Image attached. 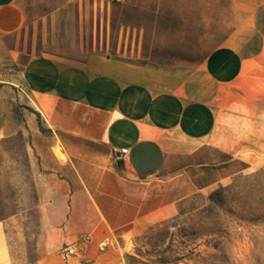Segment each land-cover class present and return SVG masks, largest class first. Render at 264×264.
<instances>
[{"label": "rangeland", "instance_id": "obj_1", "mask_svg": "<svg viewBox=\"0 0 264 264\" xmlns=\"http://www.w3.org/2000/svg\"><path fill=\"white\" fill-rule=\"evenodd\" d=\"M17 3L19 47L98 57L181 82L264 0ZM17 103L18 128L0 135V264H264V107L244 109L233 93L213 105L208 141L242 150L250 168L113 230L83 197L68 201L65 218H41L36 183L48 171L42 153L52 140L33 100L20 91Z\"/></svg>", "mask_w": 264, "mask_h": 264}, {"label": "crops", "instance_id": "obj_2", "mask_svg": "<svg viewBox=\"0 0 264 264\" xmlns=\"http://www.w3.org/2000/svg\"><path fill=\"white\" fill-rule=\"evenodd\" d=\"M23 21L17 0H0V135L18 128L24 92L52 140L45 182L36 183L43 220L65 218L68 201L83 197L103 227L124 230L250 168L242 150L208 137L215 102L233 93L244 109L264 107V3L181 82L98 57L36 55L19 47ZM113 147L127 148L126 159Z\"/></svg>", "mask_w": 264, "mask_h": 264}, {"label": "built area", "instance_id": "obj_3", "mask_svg": "<svg viewBox=\"0 0 264 264\" xmlns=\"http://www.w3.org/2000/svg\"><path fill=\"white\" fill-rule=\"evenodd\" d=\"M112 151L117 153L122 160H125L126 159V155L128 154V149L127 148L118 149L116 147H113Z\"/></svg>", "mask_w": 264, "mask_h": 264}, {"label": "bare ground", "instance_id": "obj_4", "mask_svg": "<svg viewBox=\"0 0 264 264\" xmlns=\"http://www.w3.org/2000/svg\"><path fill=\"white\" fill-rule=\"evenodd\" d=\"M126 249H130V244H127Z\"/></svg>", "mask_w": 264, "mask_h": 264}]
</instances>
